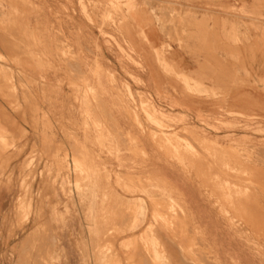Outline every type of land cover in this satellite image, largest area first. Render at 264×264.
I'll use <instances>...</instances> for the list:
<instances>
[{"label": "rangeland", "instance_id": "374dc122", "mask_svg": "<svg viewBox=\"0 0 264 264\" xmlns=\"http://www.w3.org/2000/svg\"><path fill=\"white\" fill-rule=\"evenodd\" d=\"M143 139L220 171L230 249L147 215ZM0 187V264H264V0H0Z\"/></svg>", "mask_w": 264, "mask_h": 264}, {"label": "crops", "instance_id": "0c3cea01", "mask_svg": "<svg viewBox=\"0 0 264 264\" xmlns=\"http://www.w3.org/2000/svg\"><path fill=\"white\" fill-rule=\"evenodd\" d=\"M211 13L217 12L212 11ZM223 17V21L235 22L232 15L225 14ZM132 18L134 23L142 28L148 42L165 40L159 33L155 32L152 27V22L147 20L148 23H146L144 19L139 20L134 16ZM142 145L143 147L145 145L150 147V149H147V152H149V161L144 169L137 171L136 176L141 178L145 177V180H150L149 184H145V195L147 196L148 194L150 200H147L145 197L147 215L155 214L160 216L161 212L159 209L167 208L170 205V200L161 195L165 191L169 194L171 200L179 201L180 208L187 218L186 221H183V226H185L189 233L195 227L200 228L209 236L211 241H217L221 243L222 248L230 249L228 246V232L223 228L224 221L221 217L222 210L228 206V203L223 199L225 191L218 182L207 184L208 178L214 173L220 175V171L217 169L207 170L204 162L192 160L191 166L193 170L187 175L177 165L169 162V157L173 156L172 154L165 155L164 153L156 151L155 144L151 141L145 143V139H143ZM195 177H198V180ZM208 194L213 195L214 199H211ZM216 200H218V204H216ZM255 201V198L251 197L245 202L243 201L244 203L241 201V203L245 207L247 206V208L252 209V202ZM237 203L241 204L240 201ZM156 206L159 209L155 208ZM237 208L236 206L234 209ZM165 217L167 218L169 216ZM177 217L180 218V216ZM158 233L164 234L163 231H159ZM171 255L177 261L176 264H191L190 262H186L185 259L178 257L174 252Z\"/></svg>", "mask_w": 264, "mask_h": 264}, {"label": "bare ground", "instance_id": "6f19581e", "mask_svg": "<svg viewBox=\"0 0 264 264\" xmlns=\"http://www.w3.org/2000/svg\"><path fill=\"white\" fill-rule=\"evenodd\" d=\"M223 17V16H222ZM158 129V128H157ZM149 137V136H148ZM156 139V138H155ZM171 141V140H170ZM177 141V140H176ZM154 144V143H153ZM174 144V143H173ZM166 148V147H165ZM165 151H166V149H165ZM168 151V150H167ZM174 154V153H173ZM192 155V154H191ZM194 155V154H193ZM196 156V155H195ZM177 157V156H176ZM174 160V159H173ZM185 160V159H184ZM189 162V161H188ZM190 171V170H189ZM235 171V170H234ZM239 172V171H238ZM237 172V173H238ZM217 178V177H216ZM237 179V178H236ZM213 180H215V179H213ZM168 181V180H167ZM30 182V181H29ZM28 182V183H29ZM32 182V181H31ZM244 182V181H243ZM223 183V182H222ZM248 184V183H247ZM222 185V184H221ZM213 186V185H212ZM214 187V186H213ZM229 187V186H228ZM255 188V187H254ZM244 189V188H243ZM245 190H247V189H245ZM262 190V189H261ZM240 192V191H239ZM46 194V193H45ZM223 194V193H222ZM1 195H2V192H1V187H0V203H1ZM252 196V195H251ZM253 197V196H252ZM259 199V198H258ZM41 200V199H40ZM254 200V199H253ZM256 200V199H255ZM29 201H30V205L31 204H34V206H35V209H36V201H37V199H34V198H30L29 199ZM227 201V200H226ZM243 202V201H242ZM245 202V201H244ZM243 202V203H244ZM41 203V202H40ZM39 203V204H40ZM232 203V202H231ZM238 204V203H237ZM42 205V204H41ZM41 205H39V206H41ZM262 205V204H261ZM223 206V205H222ZM42 207V206H41ZM247 207V206H246ZM245 207V208H246ZM256 207V206H255ZM39 208V207H38ZM244 208V207H243ZM39 210V209H38ZM234 210V209H233ZM248 210V209H247ZM250 210V209H249ZM36 212V211H35ZM38 212V211H37ZM39 212H41L40 210H39ZM239 212V210H237V213ZM253 212V211H252ZM251 213V212H250ZM254 213V212H253ZM38 214V213H37ZM44 214H46V212L44 213ZM261 214V213H260ZM40 215V214H39ZM38 215V216H39ZM40 217V216H39ZM171 217V216H170ZM43 220V221H42ZM41 221H42V224H43V222L45 221L44 219H42ZM46 222V221H45ZM40 224V221H39V219H38V217H37V215L35 216L34 215V217L31 219V220H29V223L28 224H26V225H23V226H20V230L22 231V233L23 234H26V233H28L29 231H31L33 228H35L36 226H38ZM247 225V224H246ZM52 231V230H51ZM50 230H49V232H51ZM50 235V239H51V241H53L54 239H55V237H54V234H53V232L52 233H50L49 234ZM259 240V239H258ZM24 264H26L27 263V261H24L23 262Z\"/></svg>", "mask_w": 264, "mask_h": 264}]
</instances>
